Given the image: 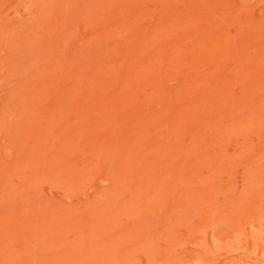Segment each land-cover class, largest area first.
<instances>
[{
    "label": "rangeland",
    "instance_id": "rangeland-1",
    "mask_svg": "<svg viewBox=\"0 0 264 264\" xmlns=\"http://www.w3.org/2000/svg\"><path fill=\"white\" fill-rule=\"evenodd\" d=\"M0 264H264V0H0Z\"/></svg>",
    "mask_w": 264,
    "mask_h": 264
}]
</instances>
